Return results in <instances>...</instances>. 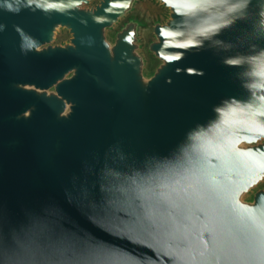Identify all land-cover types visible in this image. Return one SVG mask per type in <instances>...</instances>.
Returning <instances> with one entry per match:
<instances>
[{"label":"water","instance_id":"1","mask_svg":"<svg viewBox=\"0 0 264 264\" xmlns=\"http://www.w3.org/2000/svg\"><path fill=\"white\" fill-rule=\"evenodd\" d=\"M93 1L0 0V264H264V0H157L150 78Z\"/></svg>","mask_w":264,"mask_h":264},{"label":"rangeland","instance_id":"2","mask_svg":"<svg viewBox=\"0 0 264 264\" xmlns=\"http://www.w3.org/2000/svg\"><path fill=\"white\" fill-rule=\"evenodd\" d=\"M100 0L93 1L85 8L96 6ZM170 17L169 9L165 8L157 0H138L132 10L121 19L113 28L106 30L105 35L108 42L113 44L116 35L130 21L140 23L138 30L137 53L144 59L143 75L145 78L152 77L162 62L150 53V45L156 41L153 35V28L156 24H165ZM71 35L65 28H58L53 45H65L70 42ZM52 91V90H51ZM264 188V180L249 193L242 196V201L251 202L255 193Z\"/></svg>","mask_w":264,"mask_h":264}]
</instances>
